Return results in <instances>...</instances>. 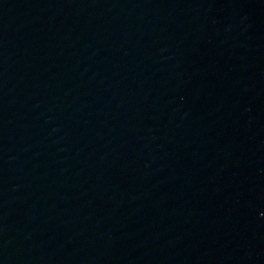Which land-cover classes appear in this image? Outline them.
<instances>
[{"label": "water", "instance_id": "1", "mask_svg": "<svg viewBox=\"0 0 264 264\" xmlns=\"http://www.w3.org/2000/svg\"><path fill=\"white\" fill-rule=\"evenodd\" d=\"M0 264H264V0H0Z\"/></svg>", "mask_w": 264, "mask_h": 264}]
</instances>
